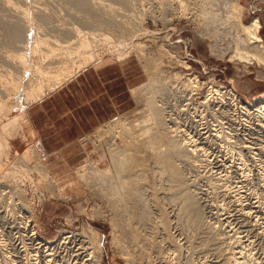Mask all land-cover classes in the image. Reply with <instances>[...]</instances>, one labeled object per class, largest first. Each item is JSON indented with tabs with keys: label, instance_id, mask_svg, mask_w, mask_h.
<instances>
[{
	"label": "rangeland",
	"instance_id": "obj_1",
	"mask_svg": "<svg viewBox=\"0 0 264 264\" xmlns=\"http://www.w3.org/2000/svg\"><path fill=\"white\" fill-rule=\"evenodd\" d=\"M86 1L90 9L76 5L73 0H10L15 6L19 5L22 10L24 8V11H28H25V17L18 14L19 11L17 13L0 4V103L5 100L3 89L12 82L20 84L22 81L16 78L22 75V71H18L16 65L6 58L10 53L22 54L24 50L19 48L22 41H30V28L39 30L37 33L42 35H39V39H48V46L56 50L65 45L66 41H71V44L67 43L70 48L66 50L64 60L54 58V55L51 58L44 56L42 52L40 54L43 55H40L38 51L30 53L31 55L27 52L30 63L50 74L54 73L53 70L62 68L56 66L72 67V71L50 89L46 86L49 83L44 82L46 90L35 101L21 104V107H16L8 116L0 117V126L22 111L25 117L21 118L18 126L13 124L4 132L0 131V152L5 156L3 160L7 161L4 169L0 170V264H26L29 256H34L33 264L37 261L36 264H43L42 257L39 260L42 254L35 250L37 245L39 247L37 242L43 241L49 242L46 245L51 247L63 242L72 247L79 241L86 252L81 253L78 258L80 257L79 261L87 259L86 264H221L225 254L230 252L234 238L240 239V249L245 258L251 256L248 263L246 259V264H264V219H259L256 224L253 222L259 215L254 214L253 205L261 203L264 206V187L261 186L264 185V175L261 176L257 171L258 163L264 171V115L262 113L259 116L254 111L264 101V65L230 59L234 50L232 40L239 33L237 31H240L238 22L234 21L233 12L229 9V2L233 0H96L109 5H106L109 12L98 9L93 4L95 0ZM238 1L241 3L242 21L248 24L253 18H258L260 36L264 41V0ZM110 7L114 10L118 8L117 12L111 11ZM40 8L44 9L43 16L47 14L44 16L45 20L37 13ZM100 11H103L102 14ZM104 12L111 13L118 22ZM35 14H39L40 18ZM13 26L24 27L26 32L22 39L11 42L6 31ZM68 28L72 31H68ZM79 31L90 33L91 37L95 35L94 41L89 37L92 49L77 45L76 33ZM100 37H105L106 40L98 41ZM91 52L94 62L122 63L120 65L126 67L129 73L130 109L117 115L110 123L99 126L91 134L83 136L77 146L78 152L59 153L52 157L49 155L47 160L34 142L33 132L28 131L26 111L29 105L52 92L82 68L97 66L87 60ZM53 58L58 60L57 63ZM153 68H157L156 71ZM30 76L34 83L41 78L40 75ZM30 76L27 73L24 78L28 79ZM154 77L157 89L150 93L145 89ZM148 106L152 110H160L159 120L165 123L166 128L160 124L143 134L139 131L141 124L137 119ZM115 122H121L122 125ZM170 137L179 143L183 138H192L199 150L187 160L175 157L170 164L171 168L167 170L159 157L161 154H169L171 148L165 144ZM133 139L138 141L128 150L129 157L134 160L129 162L127 171L131 176L126 179V173L122 174L123 180L131 181V187H127V190L120 189L118 180L116 181V165L111 161V155L118 147L129 144ZM211 139L217 140L213 142ZM20 140L25 142L24 146H19ZM223 143L232 146L230 149L233 154L223 151L222 147L226 146ZM202 148L204 150L201 151ZM26 151V157H21ZM236 151L245 164L241 163L243 175L233 164L236 160L238 162ZM231 157L234 159L233 163L229 161L232 160ZM53 158L56 160L53 161ZM195 158H202L196 167L193 166ZM92 166L94 170L91 171ZM103 169L106 174L97 173ZM217 177L220 178L215 179ZM223 177H226L229 184H225ZM231 179L233 182H230ZM236 181H239L237 185ZM213 182L218 183L216 188L212 186ZM252 183H256L255 186ZM227 188L231 190V195H223ZM208 190L211 194L214 192V197ZM116 192H126V202L112 204L118 198ZM246 192L248 193L244 194ZM233 195L242 198L236 201ZM219 197L222 198L221 201ZM227 198H231L232 203ZM212 201L216 202L214 205L218 204L217 209L213 207L215 211L212 206L210 208ZM235 206L248 209L251 213L249 218L243 219L245 216H242V211ZM195 212L200 215V219L193 218ZM230 223L235 226L231 225L234 231ZM221 224H224L223 227ZM242 225L246 230L242 229ZM209 226L212 229H208ZM255 228H259V231ZM32 231L37 240L29 239ZM220 250L224 255L220 254ZM20 258H23L21 262ZM97 258L100 263H96ZM51 262L50 260L46 264Z\"/></svg>",
	"mask_w": 264,
	"mask_h": 264
},
{
	"label": "bare ground",
	"instance_id": "obj_2",
	"mask_svg": "<svg viewBox=\"0 0 264 264\" xmlns=\"http://www.w3.org/2000/svg\"><path fill=\"white\" fill-rule=\"evenodd\" d=\"M24 1V0H23ZM74 1V3H76V5H79V6H81V7H84V8H89L90 6H89V4H88V2L86 1V0H73ZM0 4L2 5V6H4V7H8L9 9L11 8L12 10L14 9V11L16 10L17 11V13H18V11L20 12V13H18V14H21V15H23L24 17L26 16V12L28 13V11H24V8H23V10L21 9V7H20V9L18 8V6H15L14 4H12L11 2H10V0H0ZM93 4H96V7L99 9H103V11H107L108 10V12L110 11L109 10V5H107L108 7V9L106 8V5H104V4H102L100 1H96L95 0V2L93 1ZM92 4V5H93ZM111 6V5H110ZM36 7H37V5H36ZM93 7V6H92ZM95 7V8H96ZM229 9H230V11H231V13L233 12V15H234V21H237L238 22V28H240V31H237V32H239L237 35H236V37L232 40L233 42H234V50L232 51L233 53L231 54V56H230V59L231 60H236V61H240V62H245V63H252V62H256L257 64H262V65H264V41L262 40V38H261V36H260V29H261V26H260V22H259V20H258V18H253L252 20H251V22L250 23H244L243 21H242V17H241V15H242V13L240 12V9H241V3L238 1V0H233V2H229ZM42 8V7H41ZM40 8V9H41ZM94 8V7H93ZM94 8V9H95ZM106 8V9H105ZM111 8V7H110ZM112 8H113V6H112ZM111 8V11L112 10H114V9H112ZM116 8V7H115ZM38 9V8H37ZM90 9V8H89ZM42 10H44V9H41V10H39V12L37 11V13H39L40 14V17L42 18ZM93 10V9H92ZM91 10V11H92ZM95 10H97V9H95ZM116 10H118V8L117 9H115L114 11H116ZM103 11H100V14H102V12ZM113 11V12H114ZM45 12V11H44ZM92 12H94V10L92 11ZM97 12V11H96ZM108 12H104L105 14H111V13H108ZM117 12V11H116ZM115 12V13H116ZM97 13H99V11L97 12ZM104 13H103V16L104 17H107V16H105L104 15ZM114 13V14H115ZM38 14V15H39ZM45 14V13H44ZM36 15V14H35ZM38 15H36L37 17H38ZM42 15V16H41ZM47 15V14H46ZM46 15H44V16H46ZM112 15H113V13H112ZM27 16H29L28 14H27ZM44 16H43V18H44ZM31 17V16H30ZM33 17L34 16H32V19H33ZM40 17H38V18H40ZM109 17V16H108ZM114 17V16H113ZM111 15H110V18H113ZM27 18V17H26ZM36 18V17H35ZM42 18V19H43ZM115 18V17H114ZM113 18V19H114ZM232 18V19H233ZM28 19V18H27ZM31 19V18H30ZM46 18H44V20H45ZM107 19H109V18H107ZM116 19V22H118V19L117 18H115ZM231 19V20H232ZM120 20V19H119ZM31 21V20H30ZM115 21V20H114ZM233 21V22H234ZM121 22V21H120ZM122 23V22H121ZM121 23H119V24H121ZM118 24V23H117ZM24 27H19V26H13V27H9L8 29H7V33H6V35H9L8 36V38H10L11 39V42L12 41H18V40H20V39H22V37H24V34H25V32H26V30L25 29H23ZM128 28V27H127ZM237 28V29H238ZM37 29V28H36ZM67 29V28H66ZM66 29H64V31H66ZM68 31H72L70 28H68ZM67 31V32H68ZM37 32H39V30H37V31H34V29H31L30 28V41L28 42V43H24V41H22V44L20 45V48H19V50L21 49V51H25V53H23V52H21L22 54H16V55H13V54H9L7 57L8 58H6L7 60H10L11 62L10 63H12L13 62V65L15 66V67H17L18 68V71H22V75L21 76H17L16 78H18L19 80H22L21 81V83L20 84H16V83H14V82H12V84L11 85H9V87H5L3 90H2V93L4 94V97H5V100H3L1 103H0V117H6V116H8L9 114H10V112L12 111V110H15V108L16 107H21L20 105L21 104H26V103H29V102H32V101H35L36 100V98H38V95H40L42 92H44V82H48L49 84H47L46 86L50 89L52 86H54L55 84H57V83H59L60 81H59V79H61V78H65L66 77V75H68L71 71H72V67L71 66H63V65H60V66H56L57 68H60V67H62V68H60V69H58V70H53V72L54 73H52V74H50L49 72H44V71H42L41 70V68H37L34 64H32V63H30V61L28 60V58H27V52H29V55H31L30 53H32V54H35L37 51L39 52V54H40V52H42V53H44V56H47V57H50L51 58V56H53L54 58H57V59H62V60H64L65 59V54H66V50H68L70 47H69V44H71V41L70 42H68V41H66L67 43H69V44H67V43H65V45H63V46H59V49H54L53 47H49L48 46V39H46V38H42V40H40L39 39V35H41V34H38ZM37 33V34H36ZM42 36V35H41ZM81 36H86V37H81ZM95 36V35H94ZM94 36L93 37H91V34L90 33H87V32H77L76 33V37H77V41L76 42H78L77 43V45L79 46V47H81V48H87L88 46H89V44H90V42H91V39L90 38H92L93 39V41H94ZM90 37V38H89ZM87 38V39H86ZM88 38L90 39V40H88ZM9 39V40H10ZM100 40H106V38L104 37H100L99 39H98V41H100ZM74 41V40H73ZM75 41H74V43H76ZM74 43H73V45H74ZM76 45V44H75ZM77 46V47H78ZM18 47V46H17ZM91 47L89 46V49H90ZM18 49V48H17ZM61 49V50H60ZM92 49V48H91ZM60 50V51H59ZM91 51V50H90ZM68 52V51H67ZM56 54V55H55ZM40 55H43V54H40ZM58 55V56H57ZM40 57H42V56H40ZM49 58V59H50ZM53 58V59H54ZM48 59V58H47ZM55 60V59H54ZM87 60L91 63V62H94V55H93V53L91 52V54L89 55V57H87ZM49 61V60H48ZM51 61V60H50ZM58 61V60H57ZM57 61L55 60L54 62H56L57 63ZM53 62V61H52ZM157 62L158 61H156V67H158V65H157ZM61 63V62H60ZM94 63H96V65H100V64H102V62L100 63V62H94ZM154 64V63H153ZM155 66V65H154ZM153 69H155V68H153ZM152 69V70H153ZM157 69V68H156ZM156 69H155V71H156ZM27 73H29V76L31 75V74H34V76L35 77H38V75H40V79L38 80V81H35V80H33V81H35V83L34 82H32V76H30L31 77V79H30V77H28V79H26V78H24L25 77V75L27 74ZM31 73V74H30ZM34 77V78H35ZM19 80H18V82H19ZM17 81V80H16ZM15 81V82H16ZM155 81L157 82V80H156V78L154 77L153 79H152V82L151 83H148L147 84V87H146V91H149L150 93H152L154 90H156L157 89V85L155 84ZM25 85V86H24ZM47 88V89H48ZM46 90V89H45ZM264 97V96H263ZM250 104V103H249ZM214 105H216V104H214ZM213 105V106H214ZM218 105V104H217ZM220 105V104H219ZM222 106V105H221ZM224 107V106H223ZM215 108H216V110H217V107L215 106ZM220 108V107H219ZM241 108H242V106H241ZM211 109H213L212 107H211ZM222 109V108H221ZM214 111V110H213ZM254 111H256V113L255 114H258L259 116L260 115H262V113H263V115H264V101H261V103L258 105V106H256V108L254 109ZM253 112V111H252ZM260 113V114H259ZM160 114H161V112H160V110L159 109H151L149 106L148 107H146L145 109H144V111H142V113L139 115V118L137 119L138 120V122L141 124L140 125V127H139V131H141V133H143V134H147V132H149L150 130H154V128L155 127H157V126H160V124L162 125V126H164L165 125V123L164 122H161L159 119V117H160ZM250 114V113H249ZM251 114H253V113H251ZM254 115V114H253ZM252 115V116H253ZM24 116V112L22 111V113H20L19 115H15V116H11L9 119H7V121L6 122H4L1 126H0V131H1V133L2 132H4L5 130H7L9 127H11V125H13V124H16L17 126L20 124L19 122L24 118L25 119V117H23ZM253 117H255V116H253ZM22 118V119H21ZM258 118V117H257ZM257 118H254V119H257ZM231 119H233L232 117H231ZM261 119V118H260ZM253 120V119H252ZM241 121V120H240ZM239 121V122H240ZM264 121V120H263ZM121 122H123V121H121ZM121 122L119 123V122H115V124L117 123V125L119 124V125H122L121 124ZM238 122V123H239ZM252 122V121H251ZM25 123H26V120H25ZM24 123V124H25ZM247 123V122H246ZM241 124V123H240ZM249 124V123H248ZM211 125V124H210ZM209 125V126H210ZM239 125V124H238ZM16 126V127H17ZM27 126V128H28V131H32V129H31V127H29L28 125H26ZM114 126H116V125H114ZM261 126V125H260ZM117 127V126H116ZM121 127V126H120ZM165 128H166V126H164ZM213 127V126H212ZM215 127V126H214ZM218 127V126H217ZM247 127V126H246ZM262 127V126H261ZM206 128V127H205ZM163 129V128H162ZM203 129V128H202ZM221 129V127L219 128V130ZM164 130V129H163ZM247 130H248V128H247ZM160 130H158V132H159ZM170 130H168V132H169ZM173 131V130H172ZM200 131V130H199ZM208 131H209V128H208ZM221 131V130H220ZM219 131V132H220ZM201 132V131H200ZM203 132V131H202ZM201 132V133H202ZM222 132H224V131H222ZM200 133V134H201ZM210 133H216V132H210ZM198 134V133H197ZM206 134V133H205ZM208 134V133H207ZM222 134V133H221ZM220 134V135H221ZM243 134V136H244V133H242ZM211 135V134H210ZM215 135H218L219 136V134H215ZM199 136V135H198ZM222 136V135H221ZM242 136V135H241ZM11 137H13L12 135H11ZM10 137V138H11ZM202 137V136H201ZM207 137V136H206ZM210 137V136H209ZM208 137V138H209ZM168 138H169V136H168ZM171 138V137H170ZM205 138V137H204ZM212 138V137H211ZM215 138V137H214ZM217 138V137H216ZM219 138V137H218ZM217 138V139H218ZM217 139H215V141L217 140ZM206 140V139H205ZM212 140V139H211ZM210 140V141H211ZM136 141H138V140H136V139H133V140H131L130 141V143L129 144H126V145H123L122 147H118V150L117 151H113L112 152V155H111V161L113 160L114 161V165H116V173H117V176H118V178L116 179V181L118 180V186H120V189L121 188H123V189H125V190H127V187H129L130 185H131V181L129 180V181H126V180H123V178H122V174H124V173H126L125 175V177H126V179H127V177H128V179H129V176H131V174H130V172H127V171H129V162H134V160L132 159V158H130L129 156H130V153L128 152V150H130L133 146H134V144H135V142ZM213 141V140H212ZM215 141H213V142H215ZM220 141V140H219ZM221 142V141H220ZM204 143V142H203ZM209 143V142H208ZM216 143H218V142H216ZM125 144V143H124ZM207 144V143H206ZM210 144H211V142H210ZM214 144V143H213ZM223 144H225V143H223ZM222 144V145H223ZM166 146L168 145L169 147L168 148H171V150H170V152H169V154H166V155H162L161 154V156L159 157V159H160V162H161V164H164L165 165V167H166V169L167 170H169V167L171 168V166H170V164H172L173 163V159L175 158V157H177L176 159H180V160H187V159H189L191 156L190 155H192V153L193 154H195L199 149V147L198 146H196V144H194L193 143V140H192V138L190 139V138H188V139H185V138H183L182 140H181V142L179 143V141H177L175 138H171L170 140H169V142L167 143V144H165ZM218 145V144H217ZM226 145V144H225ZM204 146V145H203ZM207 146V145H206ZM209 146V145H208ZM215 145H213V147H214ZM219 148H220V145L218 146ZM204 148V147H203ZM201 149V151L202 150H204V149ZM223 148V151H225V152H227V153H230L231 152V149L230 148H232V146L231 147H229V146H223L222 147ZM240 148V147H239ZM208 149V148H207ZM216 149H217V147H216ZM215 149V150H216ZM234 149V148H233ZM233 149H232V151H233ZM252 149V148H251ZM258 149V148H257ZM206 150V149H205ZM211 150V149H210ZM222 150V149H221ZM206 151H208V150H206ZM213 151V150H212ZM211 151V152H212ZM217 151V150H216ZM235 151V150H234ZM240 151V150H239ZM251 151V150H250ZM253 151V150H252ZM255 151V150H254ZM258 151H259V149H258ZM205 152V151H204ZM210 152V151H209ZM237 152V151H236ZM26 153H27V151L26 152H24V153H22V155H21V157H26ZM203 153V152H202ZM226 153V155H228ZM232 153V152H231ZM250 153V152H249ZM258 153V152H257ZM261 153V152H260ZM197 154V153H196ZM207 154H208V152L206 153V155L205 156H207ZM213 154V153H212ZM223 154V153H222ZM233 154V153H232ZM235 154V153H234ZM252 154L253 153H251V156H252ZM254 154H255V152H254ZM259 154V153H258ZM263 154V153H262ZM214 155V154H213ZM219 155H220V152H219ZM225 155V156H226ZM260 155V154H259ZM215 156H217V154L215 155ZM221 156V155H220ZM224 156V157H225ZM235 156V155H234ZM249 156H250V154H249ZM256 156V155H255ZM261 156V155H260ZM3 157H4V159H5V156L3 155V153L2 152H0V170L1 169H4L3 167L6 165V162L7 161H5V160H3ZM209 157H210V154H209ZM229 157H230V155H229ZM236 157H237V159H238V162L236 163V161H235V163H233V161H234V159H233V157H231V159L232 160H229L231 163H233L234 164V166L236 165V170H238V171H240V174L242 173V170H241V157H240V153H238L237 152V154H236ZM206 158H208V157H206ZM210 158H212V157H210ZM216 158V157H215ZM214 158V159H215ZM255 158H257V156L255 157ZM202 159V158H201ZM201 159L200 158H195V160L193 159V166L194 167H196V166H198L199 164H200V161H201ZM205 159V158H204ZM214 159H213V161H214ZM218 159V158H217ZM229 159V158H228ZM250 159H251V157H250ZM254 159V158H253ZM211 160V159H210ZM225 160V159H224ZM223 160V161H224ZM227 160V159H226ZM225 160V161H226ZM256 159H254V161H255ZM203 161V160H202ZM205 161V160H204ZM206 161H209V159L208 160H206ZM218 161V160H217ZM242 161H243V159H242ZM191 162H192V160H191ZM228 162V161H227ZM202 163V162H201ZM204 163V162H203ZM215 163V162H214ZM219 163V162H218ZM218 163H217V165H218ZM223 163V162H222ZM229 163V162H228ZM231 163H229L230 165H232ZM255 163V162H254ZM211 164V163H210ZM221 164V163H220ZM259 164L260 163H258V170L257 171H259L260 172V175L261 176H263L264 175V171L262 170V168L261 167H259ZM226 165V164H225ZM224 165V166H225ZM242 165H245V164H243L242 163ZM207 166V165H206ZM214 166L216 167V165L214 164ZM222 166V165H221ZM218 167H220V166H218ZM217 167V168H218ZM255 167V166H254ZM210 169H211V167H209ZM213 168V167H212ZM234 168V167H233ZM216 169V168H215ZM215 169H214V171H215ZM219 169V168H218ZM225 169V168H224ZM224 169H222V170H224ZM227 169V168H226ZM228 169H230V168H228ZM227 169V170H228ZM232 169V168H231ZM244 169V168H243ZM246 169V168H245ZM248 169V168H247ZM92 170H94V168H93V166H92V169H91V171ZM172 170L173 171H175V168H173L172 167ZM206 170H209V169H206ZM211 170H213V169H211ZM221 169H219V171H220ZM233 170V169H232ZM234 170H235V168H234ZM235 170V171H236ZM98 171V170H97ZM105 171H107V170H105ZM213 171V172H214ZM218 171V170H217ZM216 171V172H217ZM176 172H177V170H176ZM211 172V171H210ZM227 172H230V171H227ZM1 173L2 172H0V179H1V177H2V175H1ZM98 174H100V175H104V174H106L105 172H104V169L103 170H99L98 172H97ZM207 173V172H206ZM212 173V172H211ZM221 173V172H220ZM225 173V172H224ZM223 173V175H225ZM239 173V172H238ZM5 174H7V172L6 173H4L3 175H5ZM174 174H176V173H174ZM214 174H215V172H214ZM246 174H248V173H246ZM258 173H256V175H257ZM211 175H213V174H211ZM210 174H209V176H211ZM220 175H222V174H220ZM227 175V174H226ZM231 175V174H230ZM235 175V174H234ZM242 175H243V173H242ZM249 175V174H248ZM259 175V174H258ZM207 176V175H206ZM217 176H218V174H217ZM245 176V175H244ZM247 176V175H246ZM226 177H228V175L226 176ZM226 177L224 178L225 179V181H226ZM232 178H233V176H231ZM240 177V176H239ZM208 178H210V177H208ZM220 178V177H219ZM218 177L217 178H215V179H219ZM230 178V177H229ZM243 178V177H242ZM264 177H262V179H263ZM213 179V178H212ZM223 179V180H224ZM228 179V178H227ZM238 179V178H237ZM236 179V180H237ZM246 179V178H245ZM257 179V178H256ZM255 179V180H256ZM258 179H260V178H258ZM223 180H222V182H223ZM229 180V179H228ZM234 180H235V178H234ZM241 180V179H240ZM261 180V179H260ZM1 181V180H0ZM210 181H212V180H210ZM213 181H215V180H213ZM220 181V180H219ZM243 181V180H242ZM248 181V180H247ZM229 182V181H228ZM230 182H233V180L231 179V181ZM237 182H239V181H236V185H237ZM246 182V181H245ZM259 182H263V181H259ZM225 183V182H224ZM234 183H235V181H234ZM248 183H249V181H248ZM257 183V182H256ZM256 183H252V185H254L255 186V184ZM210 183H208V186H210L209 185ZM219 184H222V183H219ZM225 184H229V183H227V181H226V183ZM224 184V185H225ZM232 184V183H231ZM259 184V183H258ZM262 183H260L259 185H261ZM215 185H218V183L217 182H213L212 183V186H215ZM234 185V184H233ZM242 185H243V183H242ZM247 185V184H246ZM250 186H251V184H249ZM248 185V186H249ZM212 186H210V187H212ZM249 186V187H250ZM258 186V185H257ZM261 186H263L264 187V185L262 184ZM131 187V186H130ZM222 187V185L219 187V188H221ZM231 187H232V185H231ZM230 187V188H231ZM241 187V186H240ZM209 188V187H208ZM215 188H216V186H215ZM225 188H226V186H225ZM237 188V187H236ZM235 188V189H236ZM246 188H248V187H246ZM255 188V187H254ZM253 188V189H254ZM213 188H211V190H212ZM232 190H233V188H231ZM234 189V190H235ZM239 189V188H238ZM237 189V190H238ZM243 189V188H242ZM250 189V188H249ZM252 189V190H253ZM210 190V191H211ZM225 190V189H224ZM245 190V189H244ZM117 191V190H116ZM213 191H214V189H213ZM218 191V190H217ZM222 191V190H221ZM246 191H248V190H246ZM258 191V190H257ZM262 191H263V189H262ZM207 192H209V190L207 191ZM214 192H216V191H214ZM213 192V193H214ZM224 192V191H223ZM229 192H231V190H229V188H227L226 190H225V193H223V195H226L227 196V194L229 193ZM237 192V191H236ZM235 192V193H236ZM240 192V191H239ZM239 192H238V194H239ZM254 192H256V191H254ZM210 194H211V192H209ZM208 193V194H209ZM212 193V194H213ZM241 193V192H240ZM248 192H246V193H244V194H247ZM257 193V192H256ZM125 194H126V192L124 193H118V192H116L115 193V195L116 196H118V198H116L115 200H113V202H112V204H117L119 201H121V202H126V198H125ZM212 194H211V196H212ZM230 194V193H229ZM255 194V193H254ZM114 195V194H113ZM112 195V196H113ZM215 195V194H214ZM217 195V194H216ZM218 195H219V193H218ZM231 195V194H230ZM252 195V194H251ZM256 195V194H255ZM254 195V196H255ZM210 196V195H209ZM222 196V195H221ZM220 196V197H221ZM241 196H243V194L241 195ZM240 196V197H241ZM212 197H214V196H212ZM219 197V200L221 201V199L222 198H220ZM229 197V196H228ZM240 197H236V196H234L233 195V199L234 200H236V201H239V200H241L240 199ZM245 197V196H244ZM257 197V196H256ZM255 197V198H256ZM209 198H211V197H209ZM224 198H225V196H224ZM242 198V197H241ZM249 198H250V196H249ZM213 199H217V198H213ZM229 199H231V198H229ZM228 198H227V200H229ZM257 199V198H256ZM225 200V199H224ZM243 200V199H242ZM250 200V199H249ZM258 200V199H257ZM256 200V201H257ZM213 201H215V200H213ZM212 201V203L211 204H213L214 205V203H216V202H213ZM218 201V200H217ZM232 201V199L230 200V202ZM246 201H248V200H246ZM245 201V202H246ZM260 202H261V200H259ZM242 202V201H241ZM240 202V203H241ZM244 202V201H243ZM249 202V201H248ZM254 202V201H253ZM227 203V202H226ZM232 203V202H231ZM238 203V202H237ZM237 203H236V205H237ZM250 203V202H249ZM256 203V202H255ZM222 204H224V203H222ZM228 204H230V203H228ZM251 204H252V202H251ZM210 205V208H211V206H212V208L213 207H216V209H217V206H218V204H217V206L216 205ZM224 205H226V204H224ZM223 205V206H224ZM227 206V205H226ZM233 206V205H232ZM242 206V205H241ZM248 206L250 207V204H248ZM247 206V207H248ZM219 207H220V210H221V206H220V204H219ZM228 207V206H227ZM226 207V208H227ZM244 207V206H243ZM211 208V209H212ZM223 208V207H222ZM233 208V207H232ZM231 208V209H232ZM235 208H236V206H235ZM253 208H255V211H253L254 212V214L255 213H259V215L257 216V214H255L256 216H257V219H255V220H253V222H254V224H256L257 223V221H259V219H264V206H263V204H261V203H259V204H255V206L253 205ZM214 209V208H213ZM216 209H214V211L216 210ZM236 209H238V210H241L242 211V216L244 215L245 217H243V219L244 218H249V216H250V212L249 211H247L246 209H245V207L244 208H242V209H240V208H236ZM223 210H224V208H223ZM226 210V209H225ZM233 210H234V208H233ZM227 211V210H226ZM229 211H230V209H229ZM235 211V210H234ZM251 211V210H250ZM217 212V211H216ZM215 212V213H216ZM225 212V211H224ZM238 212V214L240 213L239 211H237ZM226 213V212H225ZM229 213V212H228ZM217 214V213H216ZM219 214V213H218ZM223 214V213H222ZM236 214V213H235ZM220 215V214H219ZM219 215H216V217H218ZM228 215V214H227ZM232 215V214H231ZM233 215H234V213H233ZM252 215H253V213H252ZM251 215V216H252ZM200 215L197 213V212H195L194 214H193V218H195V219H200V217H199ZM235 216H238V215H235ZM228 217V216H227ZM233 217V216H232ZM239 217V216H238ZM254 217V216H253ZM222 218L223 219H225L226 217L224 216H222ZM229 218V217H228ZM231 218V217H230ZM229 218V219H230ZM237 218V217H236ZM219 219H221V218H219ZM239 219H241V218H239ZM226 220V219H225ZM236 220V219H235ZM219 221V220H218ZM222 221V220H221ZM232 221V220H231ZM230 220H229V222H231ZM233 221H234V219H233ZM246 221H248V220H246ZM261 221V220H260ZM224 222H226V221H224ZM224 222H222V223H224ZM237 222V221H236ZM236 222H232V223H236ZM241 222V221H240ZM248 222H251V221H248ZM247 222V223H248ZM252 222V223H253ZM202 223V222H201ZM220 223V222H219ZM228 223V222H227ZM244 223V222H243ZM246 223V224H247ZM252 223H250L251 225H253ZM262 223V222H261ZM264 223V222H263ZM225 224V223H224ZM224 224H221V226L222 225H224ZM242 224V223H241ZM246 224H244V225H246ZM233 226V224H231L230 223V226ZM236 225H238V224H236ZM262 225V224H261ZM260 224H259V226H261ZM232 226H231V228H232ZM238 226H240V224L238 225ZM243 226V225H242ZM223 227V226H222ZM221 227V228H222ZM234 228H235V226H233ZM237 227V226H236ZM262 227V226H261ZM238 228V227H237ZM260 228V227H259ZM259 228H255L256 230L257 229H259ZM208 229H212V227L211 226H209L208 227ZM230 229V228H229ZM233 229V228H232ZM231 229V230H232ZM240 230H241V228H239ZM238 229V230H239ZM242 229H244V226H243V228ZM220 231H221V229H219ZM237 229H235V231H236ZM244 230H246V229H244ZM250 230V229H249ZM262 230H264L263 229V227H262ZM232 231H234V229L232 230ZM231 231V232H232ZM257 231H259V230H257ZM237 232V231H236ZM242 233L244 232L243 230L241 231ZM240 232V234H242ZM246 232V231H245ZM260 232H262L261 230H260ZM260 232H258V233H260ZM230 233V232H229ZM234 234H235V232H233ZM238 233H239V231H238ZM231 234V233H230ZM237 234V233H236ZM239 234V235H240ZM245 234V233H244ZM30 237H29V239H31V240H37L36 239V235H35V233L32 231L30 234ZM225 236V235H224ZM232 236H233V234H232ZM236 236V235H235ZM241 236H244V235H241ZM234 237V236H233ZM245 237H246V234H245ZM23 238V237H22ZM242 238H244V237H242ZM241 238V239H242ZM248 238V237H247ZM27 239V238H26ZM28 239V240H29ZM23 240V239H22ZM27 240V241H28ZM73 240V239H72ZM247 240H249V239H247ZM40 241V240H39ZM41 241H43V240H41ZM78 241V240H77ZM240 239H235L234 238V240H232V246H230V252L228 253V255L227 254H225V256H224V262L223 263H221V264H244L245 263V261H246V259H247V263H248V258L249 257H251V256H249L248 258L246 257L245 258V254L242 252V250L240 249ZM31 242V241H30ZM29 242V243H30ZM63 242V241H62ZM68 242H69V240H68ZM71 242V241H70ZM69 242V243H70ZM242 242V241H241ZM244 242H245V240H244ZM21 243H22V241H21ZM27 243V242H26ZM25 243V244H26ZM35 243H36V241H35ZM47 243H49V242H45V241H43V242H37V244H39V247H38V245H37V248L35 249V250H37V253L38 254H42L40 257H39V260H40V258L42 257V260H41V262L43 261L45 264H46V262L48 263V261H52L51 262V264H86V262H85V260H87V259H81L80 261H79V258H78V256H80L81 255V253H84V252H86L85 251V247L83 248L81 245H80V243H79V241H78V244H75V245H73L72 247L71 246H68L67 244H65V242H63V244H65V245H63V244H60V245H56V246H52L51 247V245H46ZM61 243V242H60ZM248 243H249V241H248ZM247 243V244H248ZM31 244V243H30ZM30 244H28V248H29V245ZM243 244V246H244V243H242ZM241 244V245H242ZM246 244V245H247ZM83 245V244H82ZM24 246V245H23ZM25 246H27V245H25ZM243 246H241V247H243ZM88 247V246H87ZM99 247V246H98ZM22 248V247H21ZM25 248V247H24ZM23 248V249H24ZM34 248H35V246H34ZM91 248V247H90ZM239 248V249H238ZM244 248H246L245 246H244ZM32 250V249H31ZM244 250V249H243ZM246 250V249H245ZM19 251V250H18ZM17 251V252H18ZM22 251V250H21ZM23 251H25V250H23ZM247 251V250H246ZM19 253V252H18ZM17 253V254H18ZM27 253V252H26ZM63 253H65V254H69V256H67V255H62ZM71 253V254H70ZM33 254V253H32ZM85 254H87V253H85ZM85 254H83V255H85ZM88 254H90L89 252H88ZM220 254H221V250H220ZM244 254V255H243ZM247 254V253H246ZM20 255V254H19ZM23 255H25L24 254V252H23ZM27 255V254H26ZM30 255V254H29ZM28 255V256H29ZM34 255H35V253H34ZM37 255V254H36ZM91 255V254H90ZM221 255H224V254H221ZM249 255V254H248ZM263 255H264V253H263ZM22 256V255H21ZM21 256H19V257H21ZM54 256V257H53ZM86 256V255H85ZM22 257H24V256H22ZM26 257V256H25ZM36 257V256H35ZM83 257V256H82ZM89 257V256H88ZM263 257V256H262ZM27 258V257H26ZM29 259H28V261L26 260V264H33L32 263V260H33V258H34V256L31 258V256H29L28 257ZM38 258V257H37ZM85 258V257H84ZM264 258V257H263ZM21 259L23 260V258H20V262H21ZM262 259V258H261ZM37 261V260H36ZM260 261V260H259ZM258 261V262H259ZM34 262V261H33ZM38 262V261H37ZM36 262V263H37ZM101 261H100V259H96V263H100ZM35 263V262H34ZM35 263V264H36ZM43 263V264H44ZM264 263V262H263ZM24 264V263H23ZM88 264V263H87ZM246 264V263H245ZM261 264V263H260Z\"/></svg>",
	"mask_w": 264,
	"mask_h": 264
},
{
	"label": "crops",
	"instance_id": "obj_3",
	"mask_svg": "<svg viewBox=\"0 0 264 264\" xmlns=\"http://www.w3.org/2000/svg\"><path fill=\"white\" fill-rule=\"evenodd\" d=\"M120 64L109 62L82 68L29 105L26 118L33 140L46 159L78 152L83 136L130 109L129 73ZM24 145L20 140L19 146Z\"/></svg>",
	"mask_w": 264,
	"mask_h": 264
}]
</instances>
